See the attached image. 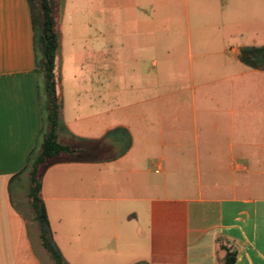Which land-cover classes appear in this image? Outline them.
<instances>
[{
  "label": "crops",
  "instance_id": "1",
  "mask_svg": "<svg viewBox=\"0 0 264 264\" xmlns=\"http://www.w3.org/2000/svg\"><path fill=\"white\" fill-rule=\"evenodd\" d=\"M119 1H102L99 24L89 18L95 35L85 38L86 68L108 76L110 36L116 37L121 75L139 74L148 59L152 90L147 99H118L110 107L107 85L60 87L59 137L77 152L51 163L41 179L55 245L67 264H218L221 246L236 251L233 264H264V178L251 179L264 175V136L251 131L262 118L261 106L236 98L173 97L180 90L167 86L168 61L174 59L168 25L162 24L164 39L157 31L158 14L166 23L168 11L184 4L202 26L258 35L264 0ZM116 6L117 33L109 18ZM62 12L57 55L63 53ZM252 39L228 49L220 37L211 54H230L244 64L240 50L255 46ZM41 85L28 0H0V264H20L30 252L41 261L46 257L28 205L27 177L20 173L42 131ZM223 116L229 118L227 131L216 122ZM188 156L195 160V195L189 194Z\"/></svg>",
  "mask_w": 264,
  "mask_h": 264
},
{
  "label": "rangeland",
  "instance_id": "2",
  "mask_svg": "<svg viewBox=\"0 0 264 264\" xmlns=\"http://www.w3.org/2000/svg\"><path fill=\"white\" fill-rule=\"evenodd\" d=\"M103 0H51L55 12L56 27L58 25L59 11L62 12V34L64 37L63 53L56 56V67L58 75V93L60 87H109L108 101L111 107L114 103L120 100L134 101L140 99H147L151 92L150 81L152 75L150 71V61L144 59L138 74L135 70H128L129 75H121L120 61L117 59V42L116 37L110 36L109 55H108V76L104 75H90L86 68V52H85V38L89 33L95 35V31L88 28L87 23L90 16L94 23H100L101 12L96 11L100 8ZM116 5L119 0H113ZM113 3V2H112ZM118 6L114 8L113 12H109L110 21H114L110 26L111 31L118 32L120 25L118 23ZM104 18V14H103ZM158 22L160 28L158 31V39H164L165 31L168 25V41L171 40V53L173 60L168 61L171 67L168 68V91L180 90L179 93H173L180 99L191 100L197 102L208 100H222L229 101L236 98L238 100L249 101L253 103L254 109L256 105H260L257 110L263 112L262 118L255 120L252 126L253 135L259 134L264 136V62L261 63L263 70L262 75L245 73L250 67L246 64H238L229 54H211L215 53L219 47L220 37L224 38V44L229 49L231 46L238 45L241 42H252L256 38L255 46H264V29L259 28L258 35L250 33L246 30L245 35L241 37L237 29H215L208 28L199 24L196 21L190 7L186 11L185 5L174 7L171 12L168 11V21L158 14ZM111 23V22H110ZM163 24V25H162ZM249 44V43H246ZM199 52L209 53L205 56L196 55ZM62 65V68H61ZM127 68V67H126ZM190 68L192 69V81L190 75ZM170 69V70H169ZM134 71V73H133ZM242 74V75H241ZM161 86L165 87V80L161 78ZM193 86L199 87L193 90ZM124 95L122 98L117 97ZM207 95V97L205 96ZM208 96H211L208 97ZM213 96V97H212ZM217 99H216V98ZM172 98V97H171ZM105 99V92H103V100ZM261 103V104H259ZM220 124L221 131L228 130L229 118L223 116L221 119H216ZM203 129V126H202ZM189 142L192 143V130ZM201 132V130H199ZM208 131V130H207ZM210 131L213 128L210 127ZM201 140V139H200ZM199 140V142H201ZM193 146H191L192 148ZM190 149V148H189ZM189 174V194L195 195L198 183L195 177V160L193 156H188ZM201 179L200 186L202 189L204 185V169L201 162ZM264 168V166H263ZM59 180L61 175L58 171L53 172ZM26 175V174H25ZM228 175V173H227ZM239 176V175H238ZM27 177V176H26ZM264 175L255 173L251 176L254 182L263 180ZM49 179V178H48ZM25 188V187H24ZM50 189V187H48ZM47 189V190H48ZM51 190V189H50ZM244 192V190H242ZM28 259L23 258L20 264H51L50 258L46 255L45 260L41 261L34 252L29 253ZM218 264H222L221 261Z\"/></svg>",
  "mask_w": 264,
  "mask_h": 264
},
{
  "label": "trees",
  "instance_id": "3",
  "mask_svg": "<svg viewBox=\"0 0 264 264\" xmlns=\"http://www.w3.org/2000/svg\"><path fill=\"white\" fill-rule=\"evenodd\" d=\"M34 28L36 68L42 77L40 104L42 107V131L38 136L36 149L30 153L24 169L20 173L27 176V199L32 221L37 225L41 246L53 264H67L55 245L44 204L40 195L41 179L45 168L63 155L73 156L77 149L64 143L59 133L63 129L60 119L61 95L58 93L56 56L59 48V32L56 27L55 12L51 0H28ZM240 60L253 68L264 62V46H247L240 50ZM225 251L222 264H233L236 251L221 246Z\"/></svg>",
  "mask_w": 264,
  "mask_h": 264
}]
</instances>
